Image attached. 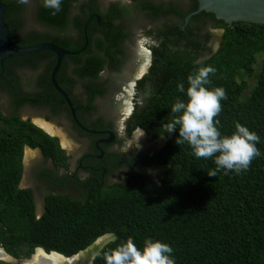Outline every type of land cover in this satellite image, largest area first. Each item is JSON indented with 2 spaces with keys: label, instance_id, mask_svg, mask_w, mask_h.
Masks as SVG:
<instances>
[{
  "label": "trees",
  "instance_id": "obj_1",
  "mask_svg": "<svg viewBox=\"0 0 264 264\" xmlns=\"http://www.w3.org/2000/svg\"><path fill=\"white\" fill-rule=\"evenodd\" d=\"M81 1L62 0L61 10L53 15V10L42 6V0H36L33 7L36 21L53 33L32 30L24 34L21 29L25 4L21 0H0L7 6L3 17L12 44L51 42L78 52L67 57L80 63L75 66L80 77L97 76L105 62H111L113 53L120 50L119 41L126 31H115L111 22L116 12L109 8L100 19L107 21L104 33L108 40L96 37L91 48L89 44L81 51L86 37L91 41V25L95 22V18L82 21V13L99 14L93 3L87 8L81 6ZM196 8L194 0L190 10ZM202 16L222 29L218 49L198 60V51L206 45L198 41L199 34H194L191 27L186 30L192 38L183 46L174 49L170 41H163L162 48H155L157 63L153 67L154 70L162 67V88L155 100L138 109L129 121L130 130L140 127L148 140L163 137V146L141 155L142 171L127 173L123 183L110 189L90 192L84 202L49 195L43 214L36 215L31 190L20 187L24 147L38 148L57 165H64V155L56 139L38 126L0 113V246L9 255L28 258L35 248L41 247L46 252L56 251L69 257L111 234L113 239L98 250L101 254L96 253L93 264H105L103 252L123 241L132 239L137 247H142L146 238L172 246L175 264H264V25L248 22L229 25L205 11L193 18ZM18 28L21 38L16 34ZM66 30L73 35H62ZM163 34L184 35L185 31L175 26L165 29ZM258 55L262 58L255 68ZM52 56V52L45 50L9 59L31 62L49 73L56 60ZM201 66L215 68L209 77L210 87H222L226 93V99L221 101L222 110L214 118L220 121L221 133L231 134L240 123L260 138L256 145L260 156L253 159L246 172L229 171L225 175L221 170L217 177L209 176L207 172L216 167L213 159L195 158L187 143H176L178 131L164 132L163 125L172 118V104L177 99H186L177 85L183 83L187 88V77ZM245 74L251 77L250 82L243 79ZM47 77L41 82L50 84ZM25 102L49 105L50 99L26 95L13 105ZM117 161L125 162L121 157ZM152 169L156 171V179L146 172Z\"/></svg>",
  "mask_w": 264,
  "mask_h": 264
},
{
  "label": "flooded vegetation",
  "instance_id": "obj_2",
  "mask_svg": "<svg viewBox=\"0 0 264 264\" xmlns=\"http://www.w3.org/2000/svg\"><path fill=\"white\" fill-rule=\"evenodd\" d=\"M193 1H81V6L86 7L93 3V6L99 12V14L93 13L89 16L82 13V21L95 18V22L91 25L93 27L91 41L86 37L87 40L85 39L81 51L89 44L91 48L94 43L92 40L96 37L97 39L108 40L104 33V28L108 26L104 25L107 21L101 22L100 19L109 8H113L116 12L111 22V25L115 26V31L124 29L126 33L120 38V50L113 53L114 57L111 62L107 60L95 77H80L75 69V66L80 63L70 60L67 56L63 58L55 75V80L58 86L68 95L78 122L73 119L63 95L52 84V69L49 73H46L45 70L39 71L31 62L20 63L18 60L9 59L10 57L4 60L0 67V92L5 93L11 102L13 112L11 117L15 116L19 120L25 121L17 114L19 108L24 105L37 109L40 107L45 108L48 111L47 113L34 114L40 119L29 116L26 121L34 125L37 124L36 121L51 125L56 130L55 134L49 131V133L45 132L56 139L64 155V165H57L52 159H46L42 156V163L32 169L31 180L27 186H20L31 190L34 201L36 193L43 195L41 205L43 212L45 200L49 195L68 196L75 201L84 202L88 199L90 192L104 191L116 184L123 183L127 173L143 170L139 163L141 155L150 154L160 149H157V146L150 145L144 148L145 150L124 154L121 151L122 140L118 133L117 119L123 117V119L129 121L135 116L138 109L150 105L155 100L156 93L161 90L163 84L162 67H160L161 69L155 68V70L153 67L157 63L155 62V48H162L163 41H170V44H173L171 47L177 49L178 46H183L189 38H192L186 30V27H191L194 34H199L197 36L198 41L203 46L206 45V48L202 47L198 51V60H200V56H208V53L218 49L223 32L220 27H214L208 17L193 18L195 16L193 15L186 24L184 23V17L193 11L190 10ZM196 3L198 4V0H196ZM147 4L151 7H147ZM167 10H169L168 13H166ZM181 14L184 15L182 22L180 21ZM11 17L13 18L12 15ZM175 26H178L180 31H185V34H163L165 29H171ZM217 30L221 32L218 38V46L217 48L210 47L208 42L211 39L213 40V37L215 38L214 32ZM139 38H143L141 40L143 46H138L137 40ZM101 55L103 54L101 53ZM54 57L53 54L52 58ZM68 60L72 62V65H69L70 61L67 63ZM46 76H48L50 84L41 82L42 78ZM26 95L31 97L44 96L46 99H50V103L49 105H33L25 102L17 107L13 105L15 101ZM127 105L131 110L127 108ZM100 106L106 107L108 114L103 115L99 110ZM59 119L68 123L75 136L85 140L82 152L74 160V156L68 148L69 144L72 143L71 139L65 135H59L61 130L56 122ZM135 128L140 127L136 126ZM158 138H162L163 141V137ZM115 144H118L119 147L117 145L116 148H111ZM118 157H121L125 162L117 161ZM154 169L158 170L159 168L155 167ZM24 172L25 164L23 160L22 178ZM36 209L35 204V211H37ZM0 251L2 255L13 261V263H10L9 259H0V264H25V262L32 260L34 253L33 251L28 258L17 259L9 255L2 246H0ZM79 259V262L75 264H85L82 256H79ZM75 261L76 259L72 260V263Z\"/></svg>",
  "mask_w": 264,
  "mask_h": 264
},
{
  "label": "clouds",
  "instance_id": "obj_3",
  "mask_svg": "<svg viewBox=\"0 0 264 264\" xmlns=\"http://www.w3.org/2000/svg\"><path fill=\"white\" fill-rule=\"evenodd\" d=\"M21 2L28 3L29 0ZM61 4L62 0H42V6L53 10V15L61 10ZM214 73V67L201 66L187 77V88L183 83L177 85V90L184 93L186 99H177L172 104V118L163 125L164 132L178 131L176 143H187L195 158L213 159L216 167L207 172L209 176L217 177L221 170L225 175L229 171L240 174L260 156L256 147L260 138L240 123L231 134L221 133L220 121L214 118L222 110L221 101L226 99V93L222 87H210L209 77ZM173 253L172 246L160 240L146 238L143 246L137 247L132 239H128L103 252L102 258L105 264H175Z\"/></svg>",
  "mask_w": 264,
  "mask_h": 264
},
{
  "label": "rangeland",
  "instance_id": "obj_4",
  "mask_svg": "<svg viewBox=\"0 0 264 264\" xmlns=\"http://www.w3.org/2000/svg\"><path fill=\"white\" fill-rule=\"evenodd\" d=\"M36 3V0H29L28 3H24L25 5V13L23 15L24 17V23H23V27L21 29L22 33L26 34L29 31L32 30H36L39 33H46V32H50L53 33V31L50 29H48L47 27L39 24L36 19H35V11H34V4ZM76 14V10L73 9L72 11V15ZM214 32V31H213ZM220 31L217 30L216 32H214V36L213 40L211 39V41L208 42V45L210 47H214L217 48L218 46V38L220 37ZM16 34L18 35V37H22L23 35L20 33L19 28L16 32ZM62 35H67L69 37H71L70 35H73L72 32L70 31H62L61 33ZM141 40H143V38H139V40H137L138 42V46H143V43L141 42ZM204 57V56H203ZM201 57V58H203ZM207 57V56H205ZM262 58V55H258L256 58V64H254L255 68H258L259 64H260V60ZM71 60V59H70ZM67 61V63H69V61ZM71 62V61H70ZM69 65H72V62L69 63ZM41 67V65H40ZM39 71H42L41 68H38ZM251 77L247 76L246 74L243 75V79L244 80H248L250 82ZM248 91V90H247ZM246 91V92H247ZM131 110V108H129ZM99 110L101 113H103V115L108 114V110L106 107H99ZM48 111L43 108L40 107L39 109L37 108H33L27 105H24L22 107L19 108L17 114L18 116L25 120L27 119V117H36L34 114L37 113H47ZM0 113L6 117V118H11V115L13 114L12 112V105L11 102L9 101L8 96H6L5 93L0 92ZM39 118V117H36ZM40 119V118H39ZM130 121V120H129ZM128 120L123 119V117H118L117 122H118V133H119V137L122 140V147H121V151L124 152V154H130L133 151H142L145 150L144 148L149 147L150 145H154L157 146V149L161 148L162 145L164 144V140L162 141V138H157L153 141L148 140L147 135L145 133V131L141 128H134L132 130H130L129 125H128ZM58 124V128L61 130L59 135L60 136H67L68 138H70L71 142L68 146L71 154L74 156L73 160L79 156V154L82 152L83 148H84V143L85 140L83 138H78L77 136H75L74 132L71 130V128L69 127L68 123L66 121H62L61 119L56 121ZM128 126V127H127ZM76 138H75V137ZM63 141V140H62ZM118 144H115L113 147L111 148H116ZM28 146L24 147V151H23V160H24V164H25V172H24V176L22 178V180L20 181V186L21 187H26L28 182L31 180V172L32 169L35 168L36 165L42 163V154L41 151L38 148H30L31 150L27 149ZM119 147V145H118ZM44 157V156H43ZM48 161V160H47ZM149 176L153 179H156V171L155 170H148L146 171ZM43 195L40 193H36V197H35V204L37 207V211H36V215L39 217L41 216V213L43 212L42 209V201H43ZM113 239V236L111 234H106L100 238H98L91 246H89L88 248H86L85 250L72 255L71 257H73L74 259H76L75 262H71V263H67V264H75L76 262H79V256H82L83 260H85V264H93L92 261L96 255V253L98 252V250L105 245L107 242L111 241ZM70 257V256H69ZM72 258V259H73ZM1 260H7L9 259L8 257H6L5 255L0 257ZM73 259V261H74ZM11 262L13 263V261L11 259H9ZM63 260L61 261L60 264H66ZM9 262V261H8ZM64 262V263H63ZM26 263V262H25Z\"/></svg>",
  "mask_w": 264,
  "mask_h": 264
},
{
  "label": "water",
  "instance_id": "obj_5",
  "mask_svg": "<svg viewBox=\"0 0 264 264\" xmlns=\"http://www.w3.org/2000/svg\"><path fill=\"white\" fill-rule=\"evenodd\" d=\"M6 9L7 6L0 2V65L3 64L6 58L11 56L31 55L45 50L52 52L56 56L54 66L51 71L52 84L57 89V91L63 95L70 108L73 119L78 122L76 119L75 110L68 95L58 86L55 80V75L61 66L63 58L67 55H74L76 52L67 51L51 42H42L30 46H19L12 44L9 26L3 17ZM202 11L212 13L215 18L223 20L229 25L235 22H248L264 25V0H198L197 8L184 17V23L186 24L193 15H196ZM127 108H129L128 105ZM36 125H38V127L44 131H47L39 124ZM27 149L31 150L29 147H27ZM37 250H41L45 255L55 254L56 256H59L62 261L66 260L64 261L65 263H71L74 259L73 257H66L56 251L46 252L41 247L34 249L32 259Z\"/></svg>",
  "mask_w": 264,
  "mask_h": 264
},
{
  "label": "bare ground",
  "instance_id": "obj_6",
  "mask_svg": "<svg viewBox=\"0 0 264 264\" xmlns=\"http://www.w3.org/2000/svg\"><path fill=\"white\" fill-rule=\"evenodd\" d=\"M36 123L47 131H49L50 133L55 134L56 130L51 125H48L47 123H43L41 121H36ZM1 256L3 255L0 251V257ZM33 259L27 261L25 264H60L62 261L59 256H56L55 254L45 255L41 250H37V252L33 256Z\"/></svg>",
  "mask_w": 264,
  "mask_h": 264
}]
</instances>
